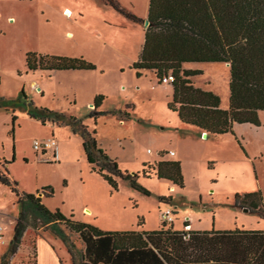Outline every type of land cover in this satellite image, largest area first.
I'll return each instance as SVG.
<instances>
[{
  "label": "rangeland",
  "instance_id": "rangeland-1",
  "mask_svg": "<svg viewBox=\"0 0 264 264\" xmlns=\"http://www.w3.org/2000/svg\"><path fill=\"white\" fill-rule=\"evenodd\" d=\"M79 1L50 0L47 6L40 0H0V171L8 167L21 192L35 194L52 186L54 196L43 199L49 210H60L74 221L105 232H115L121 225L130 231L138 226L158 228L166 208L174 212L176 226L182 230L185 221L207 231L264 230L263 218L235 205L236 194L261 191L264 197V111L259 113V127L236 124L234 134L204 136L201 130L183 124L168 109L173 96L171 83L162 82L155 90L157 81L152 73L137 78L130 61L136 47L125 50L104 41L95 28L92 7L84 16L63 13L61 5ZM140 2L138 10L142 12L147 5L145 0ZM30 52L82 57L96 69L79 77L75 75L84 73L29 71L26 59ZM229 66L201 63L194 67L203 74L190 78L195 87L217 94L222 108L229 106ZM96 89L107 97L101 110L109 112L97 120L90 117L94 100L89 102ZM41 110L77 118L88 132L96 131L98 148L116 160L121 170L138 173V183L149 194L120 179L118 190H113L93 172L77 126L60 119L44 123ZM133 110L135 117L124 121L110 113ZM47 139H55L57 145L47 153L37 152L34 142ZM167 160L181 163L184 188L142 174L144 164ZM162 196L171 197L173 202H160ZM84 207L92 213L83 211ZM19 213L16 196L0 183V225L4 228L0 243L12 240ZM141 219L145 224L139 225ZM61 228L71 245L64 243L50 224L29 215L26 232L30 238L22 239L20 245L28 252L20 256L18 250L10 264H40L44 242V264H57L56 258L61 264H74L72 250L79 262L85 249L83 240L65 224ZM1 259L0 255V264Z\"/></svg>",
  "mask_w": 264,
  "mask_h": 264
},
{
  "label": "trees",
  "instance_id": "trees-1",
  "mask_svg": "<svg viewBox=\"0 0 264 264\" xmlns=\"http://www.w3.org/2000/svg\"><path fill=\"white\" fill-rule=\"evenodd\" d=\"M101 1L134 23L145 27L146 20L150 22L145 27V42L140 56L131 68L138 78L145 70L153 71L159 84L172 75L173 96L168 109L177 114L180 122L208 135L234 134L236 124L260 126L259 113L264 111V0H150L146 19L124 8L118 0ZM187 63L230 65L227 108H222L220 97L213 91L193 85L190 78L203 72L185 69ZM26 64L29 71L96 69L93 63L82 57L36 52L27 54ZM104 100L103 95L95 98L91 118L97 120L109 113L98 111ZM110 113L119 115L120 120L131 119L130 114L124 111ZM41 114L44 123L48 119H60L77 126L83 134V148L93 172L108 182L113 190H118L120 179L129 181L134 189L149 194L138 183V173L132 175L121 170L116 160L98 148L94 137L96 131L88 132L81 120L74 117L67 118L49 110H41ZM16 119L13 116L14 123ZM11 162L6 161L8 165ZM142 174L185 187L179 161L146 163ZM0 183L10 188L20 206L14 236L2 256L1 264H10L17 254L28 228L29 215L50 224L51 230L68 245L71 243L61 224L80 235L85 249L79 262L72 250L74 264H264V232L176 231L172 227L166 229L168 224L165 223L151 232H105L93 225L74 221L60 210H49L38 194L53 197L52 186H45L35 194L21 192L8 167L0 171ZM159 201L169 203L172 198L162 196ZM235 205L264 219L261 191L236 194ZM142 224L140 220L139 225Z\"/></svg>",
  "mask_w": 264,
  "mask_h": 264
},
{
  "label": "crops",
  "instance_id": "crops-1",
  "mask_svg": "<svg viewBox=\"0 0 264 264\" xmlns=\"http://www.w3.org/2000/svg\"><path fill=\"white\" fill-rule=\"evenodd\" d=\"M42 3H45L47 6L50 5V0H40ZM120 2V4L122 6H124L125 8H129L130 10H133L134 13H136L138 16H141L143 19H146L148 17L149 14V5H150V0H145L146 1V8L144 11L140 12L139 7L141 5L140 0H118ZM93 8L94 11V20H95V28L98 29L99 32V36L101 35L104 39V41H107L108 43L112 44L114 47L117 48H124L125 50H132V48L136 47L135 49V53H133L132 55H130V61L131 63H134L138 60L140 53L142 51L144 42H145V27H141L138 24L130 21L129 19H125L124 17H120L118 15V12H116L113 8H111L109 5H106L103 1L101 0H82L79 1V3L76 4H71V3H64L63 5H61V8L63 9V13H68L69 16H73L75 13L80 15V16H84V13H86L87 11H89L90 8ZM138 7V8H137ZM122 27H128L129 30H126V32L123 30ZM69 33V32H68ZM70 34V33H69ZM198 64L201 63H187L184 66H186V69H193V70H201L198 69L197 66ZM67 72H73L75 74H82L84 73V75H75L77 77L79 76H87L86 72H93L95 70H64ZM51 73H55V72H62V71H48ZM152 73L155 77V73L153 71H149V70H145L143 71L144 73ZM142 77V76H141ZM138 78V77H137ZM156 81H157V86L155 87V90L158 88V86L160 85L158 83L157 77H156ZM172 86V85H171ZM40 89V88H38ZM208 90V89H207ZM172 91H173V86H172ZM78 94L76 93V97ZM99 95H103L105 97V100L107 99L106 95L103 94V92H101L100 90H93L92 93H90V99L89 102H91L92 100H95V98ZM76 98V101H77ZM104 100V102H105ZM103 102V104H104ZM102 104V106H103ZM130 104H128L127 106H129ZM101 106V107H102ZM99 108L98 111H103L101 110L102 108ZM132 107V105H131ZM136 108V106H135ZM131 110V109H130ZM130 114L131 119L133 117H135L134 114V110L131 112H127ZM133 113V114H132ZM120 121H124V120H120ZM251 125V124H250ZM253 126V125H252ZM207 136H209L207 134ZM174 152V151H171ZM56 153V151H55ZM176 155V154H174ZM46 197L42 198V202L45 200ZM44 199V200H43ZM173 202V201H172ZM171 208H166L163 211L166 210H170ZM247 212H250L247 209H244ZM83 211L88 212V213H92V210L88 207H84ZM143 222V219H141ZM1 221V220H0ZM158 222V221H157ZM145 224V222L143 223ZM142 224V225H143ZM158 223H156L157 225ZM186 224L188 226H186ZM184 229H178L176 226V220L174 217V222L171 224H168L166 226V229L172 227L173 230L176 231H197V232H205L207 230H202V229H195L193 227V224H191V222L189 221H185L184 222ZM1 226V225H0ZM15 226V223H14ZM2 227V226H1ZM139 228H137V231H154L158 230L162 227V220L160 222V224H158V228H153V226H151L149 229L144 230L143 226H138ZM130 228L126 227L125 225H121L118 228H115L113 231H117V232H123V231H130ZM236 230L239 231H260V232H264V230H246L245 228H238ZM236 230H224V231H236ZM132 231V230H131ZM211 231H215V232H224V231H216V230H211ZM210 232V231H207ZM4 234V228H3V232L2 235ZM27 232L24 234L23 239L25 240L26 238H30V235L27 237ZM42 236L38 237L41 238ZM43 238V237H42ZM3 242V241H2ZM9 242H3L0 243V255L3 256V254L7 251L8 247H9ZM22 248L19 249V254L20 256H22L23 254H25L26 252H28L27 247H25L24 244H22ZM41 245V244H40ZM46 249V242H44V244H42L40 246V252H41V258H40V264H44V259H43V254L44 251ZM36 251H37V247H36ZM25 252V253H24ZM37 257H38V252H37ZM22 258V257H21ZM15 259V257L13 258V260ZM56 263L57 264H61L59 259L56 258ZM38 264V261H37Z\"/></svg>",
  "mask_w": 264,
  "mask_h": 264
},
{
  "label": "built area",
  "instance_id": "built-area-1",
  "mask_svg": "<svg viewBox=\"0 0 264 264\" xmlns=\"http://www.w3.org/2000/svg\"><path fill=\"white\" fill-rule=\"evenodd\" d=\"M173 77L169 75L168 77L164 78L163 82H172ZM57 145V141L55 139H47L43 141L36 140L34 142V148L37 152H41L42 154L47 153V151ZM171 155H174V152H171ZM174 212L170 210L162 211L161 212V219L162 223L171 224L174 222ZM3 228L0 226V239L3 237L2 235Z\"/></svg>",
  "mask_w": 264,
  "mask_h": 264
},
{
  "label": "water",
  "instance_id": "water-1",
  "mask_svg": "<svg viewBox=\"0 0 264 264\" xmlns=\"http://www.w3.org/2000/svg\"><path fill=\"white\" fill-rule=\"evenodd\" d=\"M149 25H150V22L148 20H146L145 27H148ZM204 136H207V133H204ZM39 195H42V194H39Z\"/></svg>",
  "mask_w": 264,
  "mask_h": 264
},
{
  "label": "bare ground",
  "instance_id": "bare-ground-1",
  "mask_svg": "<svg viewBox=\"0 0 264 264\" xmlns=\"http://www.w3.org/2000/svg\"><path fill=\"white\" fill-rule=\"evenodd\" d=\"M228 65V64H227ZM229 66V65H228Z\"/></svg>",
  "mask_w": 264,
  "mask_h": 264
}]
</instances>
